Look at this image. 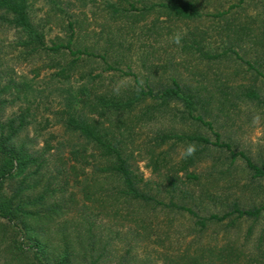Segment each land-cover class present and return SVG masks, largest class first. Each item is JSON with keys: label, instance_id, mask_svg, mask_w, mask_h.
Masks as SVG:
<instances>
[{"label": "trees", "instance_id": "obj_1", "mask_svg": "<svg viewBox=\"0 0 264 264\" xmlns=\"http://www.w3.org/2000/svg\"><path fill=\"white\" fill-rule=\"evenodd\" d=\"M31 1L0 0V22L18 30V46L24 49L23 53L29 57L47 56L48 63L39 66L40 70H53L51 77L58 83L77 79L76 90L64 100L61 119L91 147L71 149L68 156L65 142L53 144L47 138L40 150H30L19 139L30 123V114L22 112L0 122V218L8 224L20 222L23 239L18 240V249L25 262L108 264L109 246L117 238L128 246L123 259L130 254L132 242L143 240L162 247L167 264H264V203L245 207L239 197L232 198L221 191L216 164L210 165L209 157L214 149H226L232 162L241 158L252 176L264 178V164L254 162L243 151H234L232 143L223 140L227 124L221 120L241 103L254 104L264 111V92L257 84L264 79V18L261 25H256L264 14L247 15L244 22L232 19L237 11L231 12V8H240L247 0L212 13L204 12L202 0H160L141 6L140 10L135 0L110 1V20L125 23L124 26L130 22V27L138 26V21L154 12L159 15L151 22L153 27L159 16L165 17L166 23H192L208 13L224 22L219 34L226 37V45L221 51H212L206 47L202 34L192 32L181 39L177 54L194 56L210 66L233 52L256 71L253 77L243 75L239 79L235 72L225 81L214 80L215 84L209 87L202 70L193 71L194 79L184 77L172 66L176 57L165 56L159 67L165 73L172 66L173 74L156 79L155 67L152 79H146V87L137 81L138 88H131L107 84L103 74L83 65L87 59L100 57L106 65L104 72L120 69L110 61L114 59L111 53L116 56L112 38L101 46L95 44L93 51L73 49L72 39L48 45L45 32L32 20ZM69 25L74 35L75 22L70 21ZM247 42L261 46L254 60L241 56L237 50ZM117 45L124 52L131 49L124 41ZM70 54L72 59L66 57ZM146 57L150 55L141 61V67ZM11 85L19 98L30 101L32 88L27 79L5 85L1 91L8 92ZM174 107L182 108L179 118L171 114ZM167 115H171L169 121L175 127L137 144V130L166 119ZM204 129L215 138L203 133ZM189 145L195 151L185 158L183 153ZM139 160L147 161L152 177H144ZM202 166L206 170H201ZM7 179L18 181L11 193L3 195L1 189ZM73 186H79V196L71 189ZM211 206L218 210H202ZM69 212H73L70 217ZM178 216L189 223L181 233L176 224ZM245 221L251 223L241 241ZM51 226L61 239L60 250L54 249L47 238L45 231ZM213 226H225L228 234L235 233L207 240ZM4 241V236H0L1 244Z\"/></svg>", "mask_w": 264, "mask_h": 264}, {"label": "rangeland", "instance_id": "obj_2", "mask_svg": "<svg viewBox=\"0 0 264 264\" xmlns=\"http://www.w3.org/2000/svg\"><path fill=\"white\" fill-rule=\"evenodd\" d=\"M113 0H32L31 1V17L33 22L42 29L46 34V42L48 45L54 43H67L70 39L73 40V49L81 48L82 50L93 51L97 48L95 44H103L104 41L112 38L115 44L116 56L111 53L112 63L118 70H108L104 72L105 64L100 57H94L84 61L83 65L87 68H92L96 73L103 74L105 82L116 84L115 86L138 88L139 85L146 87L147 77L151 80V71L158 69L156 79L171 75L174 73L172 66L176 71H181L184 77H192L193 71L202 70L206 77V82L210 84L218 83L234 74H238V79L243 75L253 77L256 75L254 69L249 68L248 64L237 57L233 52L229 53L228 58L222 59L218 64H210L208 66L204 62L195 59L190 55L177 54L178 48L181 47V39L188 37L189 33L202 34L206 39V47L212 51H221L226 45V37L219 34L223 21H218L208 13H205L201 21L190 23H166L165 17L159 16L160 20L156 22L155 27L151 26V22L155 21L158 13H151L144 20L137 22L138 26H124L121 22H113L110 20L108 3ZM160 0H135L137 9L141 6L149 5ZM204 2V12L212 13L217 8L229 9L230 5L239 2V0H202ZM232 19L239 18L238 21L244 22L245 16L255 15L256 13L264 14V0H247L238 8H231ZM229 15V14H228ZM230 16V17H231ZM262 18L258 20L256 25H261ZM70 21L75 22V33L70 28ZM264 22V21H263ZM122 33V35H121ZM20 35L18 30L12 28L7 22H0V122H5L9 118L19 115L24 112L30 114V123L20 134L21 139L30 150H40L44 146L45 139H51L53 144H58L59 141L66 143L67 148L65 153L69 156L71 149H82V147H91V144L80 137L79 133L67 128L64 124L62 110L64 108V100L70 93L75 91L78 81L74 78L71 82L58 83L51 77L53 70L42 69L44 63H48L47 56L39 55L38 57L23 53L24 49L18 46ZM121 39V40H119ZM177 40L179 41L177 43ZM121 41L129 43L130 51H125L119 47ZM238 47L239 54L247 59L254 60L256 50L260 45L251 42ZM87 48V49H86ZM168 48V52L164 50ZM66 51V50H65ZM67 52V51H66ZM156 55H152V53ZM147 61L144 67H141V61ZM88 58L87 55H82ZM165 56L174 57L175 61L172 66L163 69L159 66L163 64ZM72 59L73 55L66 56ZM186 57L187 61H183ZM33 58H35L33 60ZM134 72V75H127L126 72ZM253 74V75H252ZM202 76H197L202 79ZM27 79L31 85L30 101L26 102L19 98L17 92L14 93L11 85L8 90L1 91L5 85L13 84L15 81ZM194 79V77H192ZM262 79V78H261ZM257 82L262 87L264 92V79ZM149 80V81H150ZM139 82L137 85L136 82ZM209 81V82H208ZM171 114L181 115L180 107L172 108ZM171 116V115H167ZM169 117L161 119L153 125L145 126L143 129L136 131L137 144H141L143 140H149L156 136L158 132L164 129L175 127L169 121ZM222 122L227 124V132L222 136L223 140L231 142L234 151H243L247 153L254 162L264 164V111L256 107L254 104L241 103L240 106L234 108L232 112L222 116ZM177 126V125H176ZM180 128V127H179ZM183 128V127H182ZM186 128V127H184ZM190 127H187L189 130ZM203 133L211 138L215 136L208 130L204 129ZM142 146V145H141ZM180 150L181 145L178 146ZM55 151V150H53ZM138 150H135L137 155ZM210 165L216 164L215 175L219 179V188L223 192H227L230 197L237 198L242 206L260 205L264 203V178L252 176L245 161L238 158L234 162L231 161L230 152L226 149H214L210 155ZM209 164V163H208ZM138 166L145 178L152 177L151 168L147 165L146 160H139ZM201 170H206L202 166ZM18 180L7 179L1 189L3 195H7L13 191ZM79 193V186H73ZM70 189V190H71ZM66 191V190H65ZM68 193V192H67ZM64 195L67 196L68 194ZM212 207V208H211ZM204 207L203 211H209L215 207ZM218 210V208H215ZM202 211V212H203ZM73 212H69L72 216ZM176 224L181 230H186L189 223L186 218L181 216L176 217ZM250 221L242 223V233L240 240H243L247 227ZM14 226V227H12ZM20 222L7 223L6 220L0 218V236H4L5 244L0 242V264H28L25 262V256L18 249V240L23 239L22 231L19 229ZM177 227V228H178ZM6 229V231H5ZM51 229L46 228V235L50 244L56 250H60L61 239ZM228 229L225 226H213L207 235V240L222 239L230 235H234V231L228 234ZM258 232V230H257ZM113 235L111 234V237ZM28 243L27 239H24ZM113 244L109 246L110 262L108 264H167L165 261L166 251L153 243L141 240V242H132L130 254L123 259L122 256L126 253L128 246L125 242L119 239H113ZM253 244V243H251ZM113 254V256H112Z\"/></svg>", "mask_w": 264, "mask_h": 264}, {"label": "clouds", "instance_id": "obj_3", "mask_svg": "<svg viewBox=\"0 0 264 264\" xmlns=\"http://www.w3.org/2000/svg\"><path fill=\"white\" fill-rule=\"evenodd\" d=\"M178 42H179V41L177 40V43H178ZM194 151H195L194 146L189 145V146L186 148V150H185V152L183 153V155H184L185 158H186V157H189V156H192L193 153H194Z\"/></svg>", "mask_w": 264, "mask_h": 264}]
</instances>
